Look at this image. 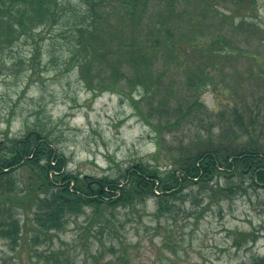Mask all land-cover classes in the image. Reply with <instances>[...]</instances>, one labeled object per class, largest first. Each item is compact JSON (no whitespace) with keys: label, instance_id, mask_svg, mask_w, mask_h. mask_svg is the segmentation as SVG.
<instances>
[{"label":"rangeland","instance_id":"obj_1","mask_svg":"<svg viewBox=\"0 0 264 264\" xmlns=\"http://www.w3.org/2000/svg\"><path fill=\"white\" fill-rule=\"evenodd\" d=\"M61 2L64 14L56 25L22 35L0 52V141L36 129L63 156L65 170L112 178L140 163L160 170L175 167L178 156L192 152L199 140L204 147L247 144V137L237 134L236 109L245 113V121L247 115L256 117L253 143L264 153V0H178L170 18L162 1L151 3L147 17H166L162 36L196 38L153 64L151 80L161 75L157 92L169 95L171 103L185 99L184 105L198 96L204 106L176 125L171 115L160 121L159 136L129 100L139 98V88H128L126 97L87 87L70 56L74 29L90 22V7L84 0ZM99 12L106 19L100 28L108 29L110 7ZM123 31L120 36L128 38L131 31ZM184 50L188 60L192 56V67ZM195 66L204 77L196 82L198 91L186 84ZM92 73L94 66L89 77ZM140 108L148 117L145 103ZM29 174L19 173L24 187L16 197L25 194ZM200 184L183 188L170 216H157L153 197L132 207L104 205V218L84 206L67 217L62 230L39 236L31 213L25 219L20 204L0 200V219L26 222L17 246L0 239V264H54V257L64 264H251L264 257V187L232 171ZM27 205L36 208L34 202Z\"/></svg>","mask_w":264,"mask_h":264},{"label":"trees","instance_id":"obj_2","mask_svg":"<svg viewBox=\"0 0 264 264\" xmlns=\"http://www.w3.org/2000/svg\"><path fill=\"white\" fill-rule=\"evenodd\" d=\"M153 1L164 3L168 18L174 14L172 8L178 2L84 0L90 7V22H82L75 27L70 60L75 61L74 64L76 63L82 78L86 80L87 87L95 93L110 91L129 97L128 88H139V98L134 100L130 96L129 100L137 114L159 136L163 128L160 121L167 118V122L171 115L175 117L172 124L176 125L192 111H201L204 106L198 96L188 105H184L185 99H178L177 104L175 101L171 103L167 98L169 95L157 92L161 75H154V81L151 80L152 66L156 60L163 58L168 52L176 51L179 46L183 50L186 46L182 45L193 44L196 39L195 36H189L188 39L185 36L183 39L184 35L162 36V31L167 26L166 17L158 14L157 17L146 16ZM107 6L113 16L110 17L108 29H101L100 24L106 19H103L105 14L100 15L99 11ZM63 14L61 0H0V52L22 35L56 25ZM246 25L249 29L254 27L252 23ZM191 27L189 24V29ZM123 30L131 31L128 32V38L120 36L126 34ZM170 38H176V41L172 44ZM109 44L110 50H104ZM188 54L189 51L184 50L183 58L192 67V56L188 60ZM173 57L179 58L176 53ZM92 66L94 73L89 77ZM194 68L196 71L186 74V84L194 86L191 90L198 91L199 85L196 82L204 77L201 68ZM142 103L147 106L148 117L140 108ZM151 115L156 117L157 124L152 122L154 117L150 118ZM243 116L245 113L234 110L233 119L239 127L237 134L245 135L249 140L247 144L204 147L199 140L195 151L193 149L184 156H178L175 167L160 170L157 166L150 167L140 163L112 178L88 175L80 177L79 174L65 170L63 156L51 148L48 136L42 131L29 130L21 138L4 135L0 141V200H6L9 204H20L25 219L31 213V220L38 227L36 236H39L52 230H62L67 217L72 213H79L84 206L94 207L96 215L104 218L100 212L104 205L110 208L132 207L137 200L144 201L153 197L157 204V216H170L175 210V200L182 197L183 188L190 183L196 185L200 182V185H206L210 177L220 174V171H232L239 177L247 175L252 183L264 187V153L253 143L256 117L247 115L245 121ZM234 135L233 133L231 140L236 142L237 135ZM24 170L30 172L26 192L21 197H16L17 191L24 187L19 176ZM228 190L232 192L231 188ZM32 202L36 204V208L32 205L27 208L30 206L27 204ZM25 225L26 222L21 225L17 217L0 219V239L13 247L17 246ZM53 259L54 264H64L57 257ZM251 264H264V257L254 258Z\"/></svg>","mask_w":264,"mask_h":264}]
</instances>
